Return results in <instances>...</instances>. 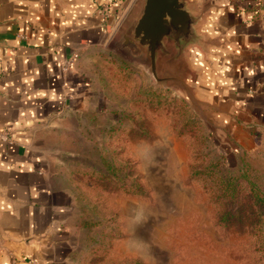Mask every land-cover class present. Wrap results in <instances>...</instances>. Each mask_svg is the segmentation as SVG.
Listing matches in <instances>:
<instances>
[{"label":"rangeland","instance_id":"374dc122","mask_svg":"<svg viewBox=\"0 0 264 264\" xmlns=\"http://www.w3.org/2000/svg\"><path fill=\"white\" fill-rule=\"evenodd\" d=\"M201 1L228 3L229 21L251 12L256 69L264 0ZM94 55L77 64L90 98L42 135L70 195L69 264H264V169L236 167L207 111L143 55L115 41Z\"/></svg>","mask_w":264,"mask_h":264},{"label":"crops","instance_id":"0c3cea01","mask_svg":"<svg viewBox=\"0 0 264 264\" xmlns=\"http://www.w3.org/2000/svg\"><path fill=\"white\" fill-rule=\"evenodd\" d=\"M133 1L0 0V128L10 134L0 140V264H69L70 195L44 125L90 98L77 64L108 46ZM106 2L111 12L102 18ZM228 8L220 3L210 21L218 48L194 92L227 158L261 172L264 59L253 69L260 52L251 12L243 24L224 16Z\"/></svg>","mask_w":264,"mask_h":264},{"label":"water","instance_id":"95a60500","mask_svg":"<svg viewBox=\"0 0 264 264\" xmlns=\"http://www.w3.org/2000/svg\"><path fill=\"white\" fill-rule=\"evenodd\" d=\"M215 6L201 0H134L110 43L143 55L156 82L174 85L205 110L194 90L218 48L220 36L209 31Z\"/></svg>","mask_w":264,"mask_h":264},{"label":"built area","instance_id":"2783aa9c","mask_svg":"<svg viewBox=\"0 0 264 264\" xmlns=\"http://www.w3.org/2000/svg\"><path fill=\"white\" fill-rule=\"evenodd\" d=\"M110 9H111V3L106 2L97 9V12L100 14V16H102V18L103 17L105 18L110 15L111 12ZM9 139H10L9 132L4 128H0V140L9 141Z\"/></svg>","mask_w":264,"mask_h":264},{"label":"trees","instance_id":"16d2710c","mask_svg":"<svg viewBox=\"0 0 264 264\" xmlns=\"http://www.w3.org/2000/svg\"><path fill=\"white\" fill-rule=\"evenodd\" d=\"M240 169V168H239ZM243 168H241L240 170H242Z\"/></svg>","mask_w":264,"mask_h":264}]
</instances>
